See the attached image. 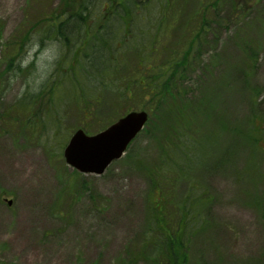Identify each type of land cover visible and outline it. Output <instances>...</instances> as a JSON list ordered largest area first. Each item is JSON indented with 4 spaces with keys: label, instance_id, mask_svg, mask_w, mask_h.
<instances>
[{
    "label": "rangeland",
    "instance_id": "obj_1",
    "mask_svg": "<svg viewBox=\"0 0 264 264\" xmlns=\"http://www.w3.org/2000/svg\"><path fill=\"white\" fill-rule=\"evenodd\" d=\"M209 1L0 0V264H155L157 250L144 247L161 197L152 172L170 185L169 210L188 203V222L199 221L194 213L206 221L188 240L187 264H264V149L252 155L251 140L231 136L255 122L264 148V0L213 3L201 31ZM64 6L90 11L71 41L45 28ZM199 30L176 86L194 102L207 96L212 132L225 122L211 151L177 177L161 169L156 133L146 126L103 174L69 165L73 133L96 134L145 108L152 94L140 88L142 71L154 63L160 76L163 60L182 57ZM103 46L109 56L95 55ZM129 86L125 100L119 92ZM190 192L199 199L190 203Z\"/></svg>",
    "mask_w": 264,
    "mask_h": 264
},
{
    "label": "trees",
    "instance_id": "obj_2",
    "mask_svg": "<svg viewBox=\"0 0 264 264\" xmlns=\"http://www.w3.org/2000/svg\"><path fill=\"white\" fill-rule=\"evenodd\" d=\"M224 1L225 0H223V2ZM216 2H221V0H210L208 2L210 4L205 6V13L200 22V30L207 29L205 14H207L210 9L216 7ZM116 5L120 8L122 3L117 2ZM65 7L66 6H64L63 10L59 12H54L50 18L45 20V28H47V33H56V36L59 39L63 41H71L78 35L80 30L84 27H88L91 21L89 18L90 11L87 9L88 6H85L86 10L68 13V11L64 12L66 11ZM70 7H73V5H70ZM198 16L199 12L197 13V17ZM164 22L165 20L163 19L159 23L158 27L161 31H163V29H168L169 23L165 24V27H163ZM200 30L195 35L194 40L189 43L187 48L183 49L182 57L179 58V56H177L176 58L172 56L173 58L171 61L163 60L162 65L159 68L164 70L160 73V76L155 74L156 65L150 63L149 68L153 72H147L144 70L142 71L143 75L139 78L141 90L142 88L147 90L150 89V93L152 94L151 100L146 101L145 105V108L149 109L151 112V117L147 126L155 131L156 139L158 140L157 143L160 145V156L163 158L161 169L167 170V172H176L175 175L177 177L180 176V173H186L190 162L194 159L200 158L201 154L207 155L211 151L212 146H215L218 137L222 134L223 125H225V122H222L219 128L215 129L216 132H212V125H210L212 107L208 102L207 96H201L199 100L194 102L195 100L192 101L187 98V91L182 87L176 86L177 79L185 77L183 75L185 74V71H187L186 67L189 59H193L191 53L193 52L198 37L197 35H199ZM88 39L87 35L83 37L81 40V47L85 46V42H89ZM123 44L125 47L128 46L126 41ZM245 45L249 50L252 49L251 43H245ZM254 47L255 43H253V53ZM99 50H103V56H105L106 53L107 56H109L106 46L99 47L95 55ZM144 50H146V48H144ZM144 60L145 62H148L145 58ZM141 62L142 61H139L138 64L140 63L143 65V62ZM106 65L109 66L110 63H107ZM100 70L103 72L101 68ZM103 75L105 78L109 76V74L104 73ZM146 78H148L149 81H146ZM147 82H150L151 84H148ZM81 90H83L82 87ZM129 90H131L130 86L129 89H124V91L119 92V95L126 100L127 97L132 95V93L129 94ZM145 92L146 90L144 91V96H146ZM93 93L99 97L95 92ZM152 101L155 102V106H153ZM252 125L249 124L245 130H231L235 133V135L233 134L231 136H234V143L237 138L251 140V153L253 155L254 153L259 152L258 150L264 148L259 145V139L261 138L259 126L255 122ZM225 127L226 125L223 130H225ZM202 131H204L203 136L200 135ZM204 144H207V146L205 147ZM227 147L233 150L231 145H228ZM227 149L226 154L230 155ZM152 175L157 181L156 184H153V188L158 190V194H160L161 197L153 202L154 205L151 208L149 219V232L153 236H148L146 238L144 247L152 245L157 250V255L153 259L155 264H187L190 257V244L188 243V240L197 231L205 228L206 221L203 222L200 219L201 214L194 213L192 218H199V221L188 222V218L183 211V208L187 207L188 203L183 207H179V209L173 208L172 210H169V203L170 200H172V195L169 189L170 185H165V181H162V179H160L159 182L156 172H152ZM174 179L176 180L177 178L174 176ZM207 197L209 198V196ZM197 199H199L198 194H194V192L188 193L189 202L190 200ZM178 214L181 215L179 219H177ZM190 215L191 210L188 211V216Z\"/></svg>",
    "mask_w": 264,
    "mask_h": 264
},
{
    "label": "water",
    "instance_id": "obj_3",
    "mask_svg": "<svg viewBox=\"0 0 264 264\" xmlns=\"http://www.w3.org/2000/svg\"><path fill=\"white\" fill-rule=\"evenodd\" d=\"M147 119L146 111H132L96 135L78 129L65 149L67 161L84 172H104L122 156Z\"/></svg>",
    "mask_w": 264,
    "mask_h": 264
}]
</instances>
